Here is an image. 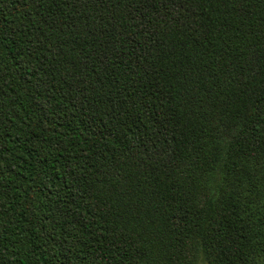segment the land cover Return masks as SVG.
Masks as SVG:
<instances>
[{
    "label": "trees",
    "instance_id": "obj_1",
    "mask_svg": "<svg viewBox=\"0 0 264 264\" xmlns=\"http://www.w3.org/2000/svg\"><path fill=\"white\" fill-rule=\"evenodd\" d=\"M264 264V0H0V264Z\"/></svg>",
    "mask_w": 264,
    "mask_h": 264
},
{
    "label": "rangeland",
    "instance_id": "obj_2",
    "mask_svg": "<svg viewBox=\"0 0 264 264\" xmlns=\"http://www.w3.org/2000/svg\"><path fill=\"white\" fill-rule=\"evenodd\" d=\"M198 264H207V263L202 257H200L199 261H198Z\"/></svg>",
    "mask_w": 264,
    "mask_h": 264
}]
</instances>
